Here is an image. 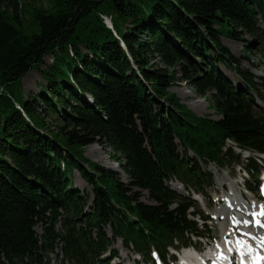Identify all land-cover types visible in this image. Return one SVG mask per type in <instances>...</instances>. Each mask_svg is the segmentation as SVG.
Masks as SVG:
<instances>
[{
    "label": "trees",
    "instance_id": "trees-1",
    "mask_svg": "<svg viewBox=\"0 0 264 264\" xmlns=\"http://www.w3.org/2000/svg\"><path fill=\"white\" fill-rule=\"evenodd\" d=\"M42 1L0 0V264H51L60 254L63 264H110L117 252L103 254L118 240L166 262L170 248L205 236L197 218L206 216L171 182L206 198L211 163L260 178L261 164H244L227 144L264 154V78L237 68L222 29L264 43V0ZM31 71L41 93L25 96ZM176 81L211 96L219 119L181 104ZM96 143L116 153L129 183L85 157ZM74 171L92 196L73 186Z\"/></svg>",
    "mask_w": 264,
    "mask_h": 264
},
{
    "label": "rangeland",
    "instance_id": "rangeland-1",
    "mask_svg": "<svg viewBox=\"0 0 264 264\" xmlns=\"http://www.w3.org/2000/svg\"><path fill=\"white\" fill-rule=\"evenodd\" d=\"M36 2L37 5L40 7L47 6L46 3L43 2L42 0H36ZM262 28H264L263 24H262ZM222 32L224 34V36L222 37L223 44L229 48L230 53H232L233 56L239 61L238 64L239 66H237V68H241L242 70L249 71L250 74L255 76L258 81L259 78L261 77L264 78V43H262V40L259 37H250V36H246L245 37L246 41L244 42L231 40L228 38L229 27L227 25L223 26ZM246 45H249L250 48L247 49ZM51 62H52V56H49L46 59V64L50 65ZM219 68L227 75L229 80L238 84H242L241 79L237 76L235 71H231L225 65H221V64L219 65ZM42 83L43 80L39 72L31 71L23 79L22 82L24 95L27 96L28 94H33V95L40 94ZM170 92L176 95V97L180 100L181 104L186 106L198 117H211V119L213 120L219 119V117L215 114V111L212 110L210 107L211 96H208V98H204L198 95L192 87H190L189 85H187L185 82L182 81H176L175 85H173V87L170 89ZM260 105L263 106V103H261ZM54 123L57 124L56 121H53L51 125H54ZM53 128H56V125L53 126ZM178 143L180 144V142ZM183 150L184 149L180 144V152L183 153ZM236 152L242 153L241 160L244 164L247 163L248 156L252 155V154H246V152H241L240 150L238 151L236 150ZM84 155L91 162H94L95 164L107 170H112L117 172L118 174H120V179L122 181H124L125 183H129L127 177L122 173L121 168L118 167L119 166L118 163H115L113 161V159H115L117 155L115 152H113V150L109 146L107 145L102 146L101 144L98 143L90 145L86 147ZM259 162L261 163L260 160ZM241 168L242 165H236V164H233L232 166L228 165L226 169H222L219 166L215 165L214 163H211L208 166H204V170L213 175V184H214V187L211 190H209L207 193V196L209 197L208 206H206L205 203L206 201L203 202L200 201L202 200V197L195 195V192L192 188L186 189L185 186L179 184V182L177 181H173L169 185L182 198L185 197V198L194 199L206 216H210V217L217 216L218 214L216 213V211L219 210L220 208H224L225 202H223L222 200H225L231 195L229 192L227 194L225 192H223V194L218 193L220 191H223V189L225 190L230 189V191L233 189V193H235V195H238V197L242 199V203L244 202L245 205L247 203L248 206L252 208L253 207L252 203L253 202L256 203L259 198L263 199V196L260 191L258 194L252 195V193H250V191L247 190L246 187L247 183H249V185L252 187H256L257 184L255 179L252 177L250 179L249 175L244 173ZM261 179L262 178H260L259 182H261ZM72 180H73V186L75 188H78L81 192L85 193V195L87 196L88 195L92 196L91 187L85 182V180L82 178V176L79 174L78 171L73 172ZM135 192H138V190H135ZM138 194L141 198V201L144 204H151L149 196L146 192H138ZM219 200H221L222 203L219 204L218 202ZM256 204H258V202ZM262 207H264V203L262 204ZM223 222L224 221L219 222L217 220H213L209 223L208 228L204 227L203 230L205 231L206 235L210 236L213 240L217 239L218 241H221V237L224 235L223 233L225 231V228H223L225 223ZM255 223L256 222L254 221V224ZM208 230L210 232H208ZM41 232L42 230L38 229V233ZM236 232L239 237L244 238L238 229H236ZM107 233L111 237L110 229H107ZM250 233L252 235L255 234L252 232ZM193 243H194L193 245L194 248L196 247L197 249L200 248L202 250H205L202 251V253L206 252L207 251L206 249H208V247L204 245L205 242L202 243L194 239ZM191 248L192 247H189L188 249ZM109 250L116 251L118 255V258H115L112 262H110V264H146L145 262L147 260L140 256H138L140 261L138 262L136 260L137 255L133 251V248L131 249L126 248L122 240H118L114 244H112L109 247V249L103 254V257L105 258L109 257L110 255L108 254ZM173 252L174 249L170 248L169 254L167 255V259L170 258ZM62 258L63 257L61 254L59 257L52 256L51 264H63ZM149 264H155V263H152V261H150Z\"/></svg>",
    "mask_w": 264,
    "mask_h": 264
},
{
    "label": "bare ground",
    "instance_id": "bare-ground-1",
    "mask_svg": "<svg viewBox=\"0 0 264 264\" xmlns=\"http://www.w3.org/2000/svg\"><path fill=\"white\" fill-rule=\"evenodd\" d=\"M216 213L219 216L217 215L215 217L219 218L220 221L222 218L224 221L223 223H225V225L223 224V228H225L223 234L225 236L227 235V237H223L225 245L227 244L229 247H231V238H237L236 236H238L236 229H238L243 235V241L247 242L248 244L253 246L264 245V227L260 228L254 224V221H264L263 213H255L251 211L244 204V202L242 203V199H240L238 195H231L228 199H226L224 208H220L216 211ZM244 221H248V223L245 224ZM250 232L255 234L252 235ZM226 242H229V244ZM195 250L197 251V249H186V251L181 256L182 264H200V259L207 257H210L212 261H214V264H223L224 260L215 256V254L221 256L222 252L226 251L227 249L217 246L214 248V250L210 249L206 252H201L200 255L195 254Z\"/></svg>",
    "mask_w": 264,
    "mask_h": 264
},
{
    "label": "water",
    "instance_id": "water-1",
    "mask_svg": "<svg viewBox=\"0 0 264 264\" xmlns=\"http://www.w3.org/2000/svg\"><path fill=\"white\" fill-rule=\"evenodd\" d=\"M104 21H105V23L107 24V26H108L109 28H113V27H112V22H111L110 19H107V21H106V20H104Z\"/></svg>",
    "mask_w": 264,
    "mask_h": 264
},
{
    "label": "snow or ice",
    "instance_id": "snow-or-ice-1",
    "mask_svg": "<svg viewBox=\"0 0 264 264\" xmlns=\"http://www.w3.org/2000/svg\"><path fill=\"white\" fill-rule=\"evenodd\" d=\"M244 223H245V224H247V223H248V221H244ZM261 226H262V227H264V225H261Z\"/></svg>",
    "mask_w": 264,
    "mask_h": 264
},
{
    "label": "built area",
    "instance_id": "built-area-1",
    "mask_svg": "<svg viewBox=\"0 0 264 264\" xmlns=\"http://www.w3.org/2000/svg\"><path fill=\"white\" fill-rule=\"evenodd\" d=\"M103 18H104L106 21H107V19H108L107 17H103Z\"/></svg>",
    "mask_w": 264,
    "mask_h": 264
}]
</instances>
